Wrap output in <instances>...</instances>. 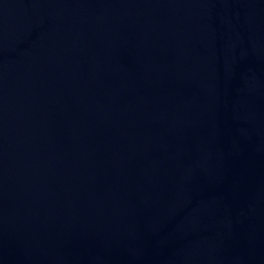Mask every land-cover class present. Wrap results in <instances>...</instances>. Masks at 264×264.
<instances>
[{
    "label": "water",
    "instance_id": "obj_1",
    "mask_svg": "<svg viewBox=\"0 0 264 264\" xmlns=\"http://www.w3.org/2000/svg\"><path fill=\"white\" fill-rule=\"evenodd\" d=\"M0 264H264V0H0Z\"/></svg>",
    "mask_w": 264,
    "mask_h": 264
}]
</instances>
